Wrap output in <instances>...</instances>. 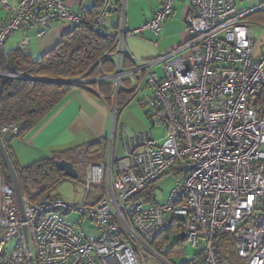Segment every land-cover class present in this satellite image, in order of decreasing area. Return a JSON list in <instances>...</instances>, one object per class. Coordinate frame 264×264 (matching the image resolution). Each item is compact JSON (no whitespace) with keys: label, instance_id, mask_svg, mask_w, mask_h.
I'll list each match as a JSON object with an SVG mask.
<instances>
[{"label":"built area","instance_id":"2783aa9c","mask_svg":"<svg viewBox=\"0 0 264 264\" xmlns=\"http://www.w3.org/2000/svg\"><path fill=\"white\" fill-rule=\"evenodd\" d=\"M186 1L188 40L139 60L128 51L127 37L149 30L162 39L174 0H163L132 30L128 0L118 1L114 27L107 26V16L116 0H102L91 20L90 8L73 12L65 0H19L16 6L0 0L8 13L0 19L2 51L21 27H40L42 36L62 22L91 21L96 35L115 43L104 55L114 64L112 72L67 80L111 85L107 96L96 90L110 117L104 158L90 161L87 147L74 157L76 168L83 167L82 202L67 203L60 196L32 201L23 194V220L13 184L0 175V264H147L151 257L176 264L154 246L173 220L183 225L186 245L203 259L191 264H231L220 246L225 234L234 237L238 264H264V51L255 56L249 23L264 11V1L244 9L238 7L242 0ZM20 45L25 48L28 38ZM128 80L133 96L127 105L148 89L147 115L153 126L167 127L162 139L156 140L151 128L135 132L121 124ZM18 133L16 123L0 126L3 139ZM168 173L175 185L167 201L138 196ZM74 212L81 217H72ZM87 220L95 231L83 229Z\"/></svg>","mask_w":264,"mask_h":264},{"label":"trees","instance_id":"16d2710c","mask_svg":"<svg viewBox=\"0 0 264 264\" xmlns=\"http://www.w3.org/2000/svg\"><path fill=\"white\" fill-rule=\"evenodd\" d=\"M102 0L95 10L87 15L91 20L97 14ZM258 15L251 17L256 19ZM264 24V17L260 18ZM90 22L76 25L64 34L54 48L44 53L37 59L25 54L21 49L8 52L0 50V126L16 123L19 126L18 136L24 137L38 127L52 111L66 98L71 89L76 86L69 83L68 79L86 77L97 79L104 73L114 70L111 59L104 55L115 49V43L105 36L96 35L90 28ZM95 87L94 90L107 96L111 91L110 84H99L90 81L87 86ZM82 86V85H80ZM133 95L121 96V103L127 106ZM5 144H6V140ZM101 142L92 143L87 147V153L99 152ZM7 147V145H6ZM81 147L56 153L50 158L43 159L26 167H15L21 184L22 192L32 201H40L55 193L58 185L68 178L56 166L58 160H68L75 163L74 157ZM83 148V147H82ZM4 173L8 169L0 159ZM70 180V179H69ZM151 185L141 191L138 196L155 198ZM57 196V195H56ZM176 234L173 242H169L170 235ZM183 225L171 221L167 231L158 237L154 245L176 264L199 263L203 259L195 253L190 259L178 262L184 253L186 239L182 237ZM170 244L165 249L166 244ZM222 255L231 263L240 262L235 252V240L230 234H225L220 243Z\"/></svg>","mask_w":264,"mask_h":264},{"label":"crops","instance_id":"0c3cea01","mask_svg":"<svg viewBox=\"0 0 264 264\" xmlns=\"http://www.w3.org/2000/svg\"><path fill=\"white\" fill-rule=\"evenodd\" d=\"M118 1L116 0L114 9L107 16L108 27H114L119 21ZM263 1L242 0L239 2L238 7L244 9ZM9 2L11 5L16 6L19 0H9ZM65 2L73 12H79L82 7L95 10L100 0H65ZM162 2L163 0H128L126 15L127 28L132 30L139 27L155 14ZM173 7L174 11L172 16L164 23L162 28V32L170 38L167 48L163 51L159 47V43H157L158 46L155 43L153 44L152 37L156 35L152 31L147 30L140 38L127 37V48L133 57L139 60L154 58L159 56L161 52H168L188 40L189 35L186 31L185 19L189 12L190 4L186 0H174ZM255 15H258L256 19H251L252 15L249 23L251 25L252 36L256 42L254 54L258 56L264 51V24L260 22V18L264 17V11L257 12ZM0 19H8V13L1 5ZM73 27V25L67 22L54 23L46 28V33L42 36L39 35V32L42 30L40 27H21L12 32L7 38L4 51L8 52L13 49H21L25 54L33 59H37L54 48L61 37L72 30ZM259 31H262V34L258 39L257 32ZM26 37L28 38V45L22 48L20 43ZM161 41H163V38ZM125 65L126 67H130L131 63L127 61ZM158 71L161 73L160 69ZM131 86V81H126L127 89L124 92L125 95H130ZM94 89L95 87L91 85L87 88L80 85L74 86L66 98L34 130L24 137L11 134L6 135L4 140H6L7 149L14 166L26 167L43 159L50 158L56 153L77 147H86L97 141L102 144L100 151L88 154V158L90 161L103 159L106 150L105 144L110 132V117L105 103ZM138 96L139 94L135 98L137 99L138 105L130 107L138 119L130 118L129 124L134 128L135 132L146 128L153 130L154 126L147 115L148 110L146 111L145 99L147 96L137 98ZM135 99H131L122 113ZM137 125L138 127H136ZM3 176L10 180L9 172ZM83 229L87 232L95 231L96 226L93 222L87 220L83 223ZM176 237V234L172 233L169 242H173ZM168 246L170 244L167 243L165 249ZM185 259L188 260L190 258ZM175 261L181 263L183 259L180 258V261Z\"/></svg>","mask_w":264,"mask_h":264},{"label":"rangeland","instance_id":"374dc122","mask_svg":"<svg viewBox=\"0 0 264 264\" xmlns=\"http://www.w3.org/2000/svg\"><path fill=\"white\" fill-rule=\"evenodd\" d=\"M262 31L257 32V37L258 39L261 37ZM162 38L163 41H161L160 38H158L157 36L152 37V40L154 41L153 44L155 43H159V47L161 49H166L167 45L170 41V38L164 34V32H162ZM158 49V48H157ZM148 95V89H144L137 98H144ZM137 99H135V101H133L131 103V105L124 110V112L121 114L120 117V122L121 124H126L128 129L130 131H134V128L129 124L130 122V118L133 119H138L137 115L134 114L131 110V106H137L138 102L136 101ZM148 110V107L146 109V111ZM138 127V125L136 126ZM166 125L164 123H159L154 125L153 128V135L154 138L156 140H160L163 138V136L166 133ZM149 128L140 130L139 132H144L147 131ZM79 170V177L77 180H72V179H67L64 180L63 182H61L58 187L55 190V193L53 195H57L62 197L67 203H80L83 200V194L85 193V189L83 187V167H78ZM4 171L2 169V165L0 166V175H4ZM175 185V177L173 174L168 173L165 176H163L162 178L158 179L157 181L154 182V184L151 186V189H149V191H153V194L156 195L157 197V201L158 202H165L167 201L170 192L172 191L173 187ZM72 217L74 218H79L81 217V215L77 212H74L71 214ZM13 244V242L10 243V246ZM155 246V245H154ZM155 248L158 250L159 248L157 246H155ZM159 251V250H158ZM197 251L187 245L184 246V253L181 257V259H185V258H191L192 256L195 255ZM169 260H171L169 257H167ZM150 260V259H149ZM173 261V260H172ZM147 264H163L160 260L151 257V260L148 261Z\"/></svg>","mask_w":264,"mask_h":264},{"label":"water","instance_id":"95a60500","mask_svg":"<svg viewBox=\"0 0 264 264\" xmlns=\"http://www.w3.org/2000/svg\"><path fill=\"white\" fill-rule=\"evenodd\" d=\"M0 157L5 163V165L7 166L10 181L14 186V189L16 191V194L19 200L21 216H22V219L25 220L24 211H23V203H22L23 202L22 201L23 192H22L21 184H20V181L17 175L16 168L10 157L9 151L6 147L5 141L1 134H0ZM56 166L60 171L64 173V175L68 179H72V180L78 179L79 172H78V169L76 168V165L73 162L68 161V160H58L56 161ZM182 237L185 238V232L182 233Z\"/></svg>","mask_w":264,"mask_h":264}]
</instances>
